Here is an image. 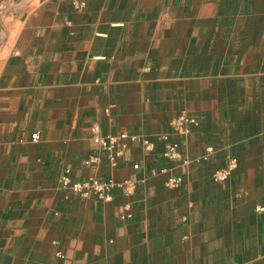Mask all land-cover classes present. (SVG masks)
I'll return each mask as SVG.
<instances>
[{"label": "crops", "instance_id": "crops-1", "mask_svg": "<svg viewBox=\"0 0 264 264\" xmlns=\"http://www.w3.org/2000/svg\"><path fill=\"white\" fill-rule=\"evenodd\" d=\"M0 21V264H264V0H0ZM94 125L216 153L129 141L112 171ZM67 171L137 191L76 196Z\"/></svg>", "mask_w": 264, "mask_h": 264}, {"label": "built area", "instance_id": "built-area-1", "mask_svg": "<svg viewBox=\"0 0 264 264\" xmlns=\"http://www.w3.org/2000/svg\"><path fill=\"white\" fill-rule=\"evenodd\" d=\"M188 124L198 127L199 121L192 118L182 117L173 125V129L181 132V130L186 129ZM91 135L98 151L104 154L108 159L109 167L112 171L120 167L121 161L128 148L127 142L129 141L140 145L145 154H154L159 150V147L162 146L163 149L161 150V156L165 161L171 163H183L186 166L193 163L199 165L208 163L211 156L216 153L214 147H209L204 157L191 161L185 160L181 151V141H174L168 135L157 139L143 135L129 136L128 134L103 136L101 128L98 125H94L91 128ZM38 140L39 134L33 135V141L37 142ZM98 160L99 156L94 154L88 159L87 165L97 163ZM238 165L239 162L236 157L228 156L225 165L213 173V182L216 185H226L237 171ZM134 168L138 170L140 169V166H135ZM183 183L184 180L182 177H171L167 182V186L169 189H177L180 188ZM61 184L65 191L73 195L84 198L95 197L107 203L113 201V192L116 189L122 190L126 196H132L137 191L135 183L130 181L117 183L112 177L101 179L100 177L94 176L82 182H74L70 178V171H67L62 177ZM132 217L131 214H125L122 216V219L128 220Z\"/></svg>", "mask_w": 264, "mask_h": 264}, {"label": "rangeland", "instance_id": "rangeland-1", "mask_svg": "<svg viewBox=\"0 0 264 264\" xmlns=\"http://www.w3.org/2000/svg\"><path fill=\"white\" fill-rule=\"evenodd\" d=\"M0 23H1V21H0Z\"/></svg>", "mask_w": 264, "mask_h": 264}]
</instances>
